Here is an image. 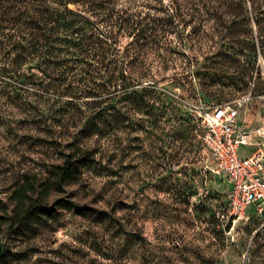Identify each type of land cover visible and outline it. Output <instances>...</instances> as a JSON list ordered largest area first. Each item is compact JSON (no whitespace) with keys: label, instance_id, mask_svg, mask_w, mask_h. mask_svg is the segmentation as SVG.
Masks as SVG:
<instances>
[{"label":"rangeland","instance_id":"1","mask_svg":"<svg viewBox=\"0 0 264 264\" xmlns=\"http://www.w3.org/2000/svg\"><path fill=\"white\" fill-rule=\"evenodd\" d=\"M186 4L192 17L201 18L204 34L183 38L192 25L179 27L170 34L175 53L163 59L152 49L142 52L129 66L136 78L131 91L114 92L102 104L101 132L92 136L82 130L92 114L85 102L96 98L80 92L77 77L65 76L75 66L67 54L57 62L17 58L19 49L0 33V215L5 206L11 210L16 187L27 178L44 179L73 148L96 155V163L81 168L79 181L49 197L50 204L69 199L90 211L57 204L62 226L56 232L5 235L11 250L22 253L12 264H264V204L250 205L244 219H229L231 180L213 172V158L193 126L198 108L247 98L240 116L254 132L255 149L264 147V60L248 50L262 77L243 87L231 60L212 55L222 40V19L209 12L217 3ZM149 9L144 12L159 16ZM130 40L122 36L118 44ZM139 72L147 73L142 82Z\"/></svg>","mask_w":264,"mask_h":264},{"label":"trees","instance_id":"2","mask_svg":"<svg viewBox=\"0 0 264 264\" xmlns=\"http://www.w3.org/2000/svg\"><path fill=\"white\" fill-rule=\"evenodd\" d=\"M124 1H135L139 5L130 10L120 6ZM145 1L0 0V33L5 44L19 49L17 58L39 57L44 62H57L62 59V52L67 54L66 60L75 66L65 76L77 77L83 83L80 92L96 98L85 102L92 108V114L82 130L92 136L101 132L97 119L107 109L102 104L114 97V92L128 94L131 91L130 85L136 78L132 76L133 71L128 72L129 66L139 60L142 52L152 49L163 59L175 53L170 34L179 27L185 29L192 25L190 33L181 32L183 38L199 39L204 34L201 18L195 19L187 10L188 0H154V6H148ZM213 1L217 4L209 8V12L222 19V40L212 55L231 60L237 81L248 87L253 77H262L260 70L255 72L254 57L248 50L253 49L264 60V0ZM149 8L159 12V16L144 12ZM122 36L131 38L123 47L118 44ZM139 73L137 79L142 82L147 73ZM97 80L101 83L96 84ZM94 163L95 153L77 146L66 155L64 163L52 165L44 179L27 178L12 191L11 210L5 206L4 215H0V264H12L22 257V253L13 252L4 241L5 235L14 239L33 238L56 232L62 226V213L55 205L75 209L80 214L90 211L89 207L69 199L61 198L50 204L49 197L64 184L79 181L81 168Z\"/></svg>","mask_w":264,"mask_h":264},{"label":"built area","instance_id":"3","mask_svg":"<svg viewBox=\"0 0 264 264\" xmlns=\"http://www.w3.org/2000/svg\"><path fill=\"white\" fill-rule=\"evenodd\" d=\"M246 101L198 108L193 114L195 131L213 158V172L231 180L227 208L233 221L244 219L250 205L264 204V147L258 145L249 156L239 152L254 140V132L238 121Z\"/></svg>","mask_w":264,"mask_h":264},{"label":"crops","instance_id":"4","mask_svg":"<svg viewBox=\"0 0 264 264\" xmlns=\"http://www.w3.org/2000/svg\"><path fill=\"white\" fill-rule=\"evenodd\" d=\"M240 115H241V112H240V114H239L238 121H239V123H240L241 126L245 127V125H244V120L241 118ZM247 146L254 147V150H255V146H256V145H255V142L253 141V142H252L251 144H249V145L242 146V147L240 148V150H239L241 156H249V155L254 151V150H253V151H251V152H249V153H245V154L242 153V152H241V149H242L243 147H247Z\"/></svg>","mask_w":264,"mask_h":264}]
</instances>
